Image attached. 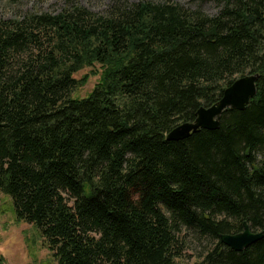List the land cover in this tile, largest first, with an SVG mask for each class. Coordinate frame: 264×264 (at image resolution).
I'll use <instances>...</instances> for the list:
<instances>
[{"label":"trees","instance_id":"trees-1","mask_svg":"<svg viewBox=\"0 0 264 264\" xmlns=\"http://www.w3.org/2000/svg\"><path fill=\"white\" fill-rule=\"evenodd\" d=\"M65 2L0 19V194L16 219L56 264H183V229L217 240L195 264H264V0ZM94 64L100 81L72 98ZM251 73L243 111L166 140ZM244 221L259 241L220 243Z\"/></svg>","mask_w":264,"mask_h":264},{"label":"rangeland","instance_id":"rangeland-1","mask_svg":"<svg viewBox=\"0 0 264 264\" xmlns=\"http://www.w3.org/2000/svg\"><path fill=\"white\" fill-rule=\"evenodd\" d=\"M112 0H76L78 6L91 12L104 15ZM128 3L150 1L154 3L165 0H126ZM180 5H189L190 0H170ZM66 7L65 0H8L0 1V19L18 20L28 14H58ZM217 5L206 3L202 10L213 15ZM102 67L98 64L79 69L73 77L83 82L75 89L71 97L81 99L87 97L102 77ZM180 237L184 242L182 257L179 263L195 264L216 245L217 240L203 237L192 230L183 229ZM0 256L4 264H56L51 252L47 249L38 230L31 224L16 219L10 199L0 194Z\"/></svg>","mask_w":264,"mask_h":264},{"label":"water","instance_id":"water-1","mask_svg":"<svg viewBox=\"0 0 264 264\" xmlns=\"http://www.w3.org/2000/svg\"><path fill=\"white\" fill-rule=\"evenodd\" d=\"M258 74H246L236 78L227 86L218 101L209 107H200L195 113L192 122H184L174 127L167 135L168 141H181L187 139L191 134L201 129L216 130L219 128V121L224 111L234 109L243 111L249 101L256 96V82ZM261 232H254L244 221L242 231L237 234H221L220 243L235 252H241L252 244L259 241Z\"/></svg>","mask_w":264,"mask_h":264}]
</instances>
